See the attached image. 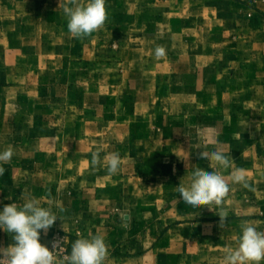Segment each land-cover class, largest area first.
<instances>
[{
	"label": "crops",
	"instance_id": "1",
	"mask_svg": "<svg viewBox=\"0 0 264 264\" xmlns=\"http://www.w3.org/2000/svg\"><path fill=\"white\" fill-rule=\"evenodd\" d=\"M59 3L0 0V151L14 149L0 211L39 199L61 217L43 245L59 232L70 254L77 233H100L105 264H223L243 221L264 232V0H106L84 39ZM215 147L254 189L229 181L222 227L220 208L175 191L212 171L199 153ZM112 152L122 164L108 175ZM13 243L0 230V248Z\"/></svg>",
	"mask_w": 264,
	"mask_h": 264
},
{
	"label": "clouds",
	"instance_id": "2",
	"mask_svg": "<svg viewBox=\"0 0 264 264\" xmlns=\"http://www.w3.org/2000/svg\"><path fill=\"white\" fill-rule=\"evenodd\" d=\"M60 0L59 5H61ZM63 13L67 20V29L75 39H84L104 27L108 12L106 0H63ZM166 55V49L158 45L154 50L156 59ZM101 149L91 152L90 165L93 168L102 165ZM14 156V149L8 146L0 151V176L5 174L3 164L9 163ZM201 159L209 161L212 171L196 167L188 184L181 183L175 191L183 202L193 208L207 206L217 212L220 217V227L226 222L228 212L223 204L230 192V183L239 184L243 188L254 191L248 182L245 170L233 168L234 160L229 153L221 148L199 153ZM122 159L119 152H112L104 158L103 166L108 175H115L120 170ZM217 167L232 171L226 178ZM10 198V197H9ZM64 211L60 208V212ZM61 217L51 208L40 205V200L33 197L22 205L6 204L0 211V230L12 234L13 244L0 248V264H105L109 256V246L103 234H89L88 238L77 233V238L71 245L70 254H63L64 239L55 240L52 250L40 242L41 231H47ZM242 234L237 238V246L224 251L223 264H261L264 261V232L257 231L249 221L241 224Z\"/></svg>",
	"mask_w": 264,
	"mask_h": 264
},
{
	"label": "built area",
	"instance_id": "3",
	"mask_svg": "<svg viewBox=\"0 0 264 264\" xmlns=\"http://www.w3.org/2000/svg\"><path fill=\"white\" fill-rule=\"evenodd\" d=\"M64 238V235H62L61 233L59 232H55L53 238L51 239L49 245L47 246L50 250H52V244H53V241L55 240H60V239H63ZM63 254H69V251H68V248L65 244V242H63Z\"/></svg>",
	"mask_w": 264,
	"mask_h": 264
}]
</instances>
